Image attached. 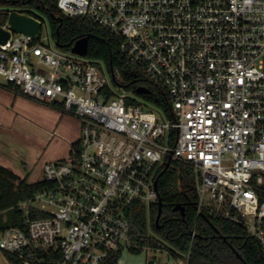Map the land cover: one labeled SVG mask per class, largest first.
Listing matches in <instances>:
<instances>
[{"label": "built area", "instance_id": "2783aa9c", "mask_svg": "<svg viewBox=\"0 0 264 264\" xmlns=\"http://www.w3.org/2000/svg\"><path fill=\"white\" fill-rule=\"evenodd\" d=\"M57 4L117 36L143 77L164 89L171 116L131 96L119 68L62 49L30 7L10 8L4 29L13 10L42 26L35 36L10 30L0 76L81 122L79 147L45 163L47 185L19 205L46 215L0 227L10 264H102L131 251V210L158 202L155 182L169 159L193 166L199 212L240 222L264 248V0Z\"/></svg>", "mask_w": 264, "mask_h": 264}, {"label": "trees", "instance_id": "16d2710c", "mask_svg": "<svg viewBox=\"0 0 264 264\" xmlns=\"http://www.w3.org/2000/svg\"><path fill=\"white\" fill-rule=\"evenodd\" d=\"M57 1L0 0V25L6 23L10 8L28 6L31 8L28 13L48 22L54 40L62 49H70L79 38L88 36L89 57L104 61L110 69L119 68L128 90L171 116L164 89L143 77L122 52L120 39L86 17L64 14ZM138 85L149 87L152 93H138ZM72 147H79V140L73 142ZM165 167L159 172L163 171L158 184L163 201L160 227L156 225L158 202L150 207L135 204L131 210V238L135 243L131 252L139 253L145 248L165 249L172 259L184 258L187 264H264V248L244 225L206 210L199 212L196 176L190 163L176 160L167 169ZM46 185L44 180L29 182L0 164V227L23 226L28 215L45 216L44 212L32 207L27 215L19 205L32 200ZM177 204L185 208L184 213L174 209ZM6 255L10 258V254ZM120 256L119 253L111 255L102 264H118Z\"/></svg>", "mask_w": 264, "mask_h": 264}, {"label": "rangeland", "instance_id": "374dc122", "mask_svg": "<svg viewBox=\"0 0 264 264\" xmlns=\"http://www.w3.org/2000/svg\"><path fill=\"white\" fill-rule=\"evenodd\" d=\"M5 85L0 76V160L28 181H41L45 163L68 157L71 144L80 138L81 122L57 106L33 100ZM130 91L131 96L140 97ZM150 259L176 264L165 249L151 248L139 253L125 250L118 264H148ZM0 264H10L3 251Z\"/></svg>", "mask_w": 264, "mask_h": 264}, {"label": "water", "instance_id": "95a60500", "mask_svg": "<svg viewBox=\"0 0 264 264\" xmlns=\"http://www.w3.org/2000/svg\"><path fill=\"white\" fill-rule=\"evenodd\" d=\"M9 23L11 25L10 30L12 32H22L28 35H32L35 36L36 34L39 33L40 29H41V22L39 20H37L36 18L32 17V16H28L24 13H21L17 10H13L10 14H9ZM4 29L1 25H0V43H6L8 41V39L11 36V31ZM88 48H89V37L88 36H84L79 38L73 49L74 51L82 54V55H87L88 54ZM137 92L140 94H146L149 93L150 90L145 87V86H139L137 87ZM170 166V159L166 164L165 169H167ZM163 174V171L160 173V175L158 176V178L156 179L155 185L158 189V183H159V178L161 177V175ZM158 205H159V211L156 217V225L158 227H160V220L162 217V211H163V201L160 197L159 194V198H158ZM175 210H180L182 213H184V207L180 204H177L174 208ZM148 264H159L155 261V259H150L148 261Z\"/></svg>", "mask_w": 264, "mask_h": 264}, {"label": "crops", "instance_id": "0c3cea01", "mask_svg": "<svg viewBox=\"0 0 264 264\" xmlns=\"http://www.w3.org/2000/svg\"><path fill=\"white\" fill-rule=\"evenodd\" d=\"M59 109H60V108H59ZM60 110H61V109H60ZM61 111H62V110H61ZM62 112H63V111H62ZM71 147H72V144H71ZM0 164L3 165V166H5V167H7V168H9V166L6 165L5 163H3L2 160H0ZM19 176H20V175H19ZM21 177H22V176H21ZM29 182H30V181H29Z\"/></svg>", "mask_w": 264, "mask_h": 264}]
</instances>
